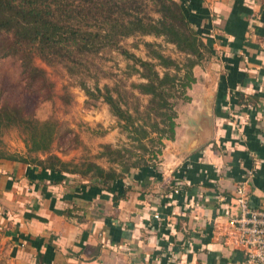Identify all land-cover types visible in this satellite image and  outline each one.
<instances>
[{
  "label": "crops",
  "instance_id": "crops-1",
  "mask_svg": "<svg viewBox=\"0 0 264 264\" xmlns=\"http://www.w3.org/2000/svg\"><path fill=\"white\" fill-rule=\"evenodd\" d=\"M175 1L211 54L174 106V138L109 187L0 160V264L242 260L213 229L239 215L238 183L264 204V0Z\"/></svg>",
  "mask_w": 264,
  "mask_h": 264
},
{
  "label": "trees",
  "instance_id": "trees-1",
  "mask_svg": "<svg viewBox=\"0 0 264 264\" xmlns=\"http://www.w3.org/2000/svg\"><path fill=\"white\" fill-rule=\"evenodd\" d=\"M136 34L163 37L175 46L183 59L164 54L157 47L160 44L155 42H145L150 50L149 59H141L120 46L122 39ZM106 47L120 50L137 65L135 71L145 78L137 86L149 96L140 120L120 104L107 85L102 91L95 87L130 134L131 147L104 146L103 154L119 165V170L112 165L105 168L94 161L83 163L85 168L81 170L69 168V162L51 153L44 158L28 159L6 155L0 149V160H16L70 175L80 173L90 182L107 187L131 168L155 165L164 139L174 138L176 102L189 99L185 91L195 82L193 66L211 54L183 7L175 0H0V58L17 57L22 73L27 76L42 72L33 63L35 57L48 64L64 62L66 68L72 70L70 62L75 63L84 54L97 53ZM84 88L88 95H95L88 87ZM2 112L5 119L0 120V129L12 125L8 119L10 112ZM51 140L52 125L42 122L34 124L27 144L31 150L47 153ZM124 195L125 190L118 197Z\"/></svg>",
  "mask_w": 264,
  "mask_h": 264
},
{
  "label": "rangeland",
  "instance_id": "rangeland-1",
  "mask_svg": "<svg viewBox=\"0 0 264 264\" xmlns=\"http://www.w3.org/2000/svg\"><path fill=\"white\" fill-rule=\"evenodd\" d=\"M146 41L159 43L157 47L172 58L183 59L175 46L161 36L136 34L122 39L119 44L141 59H149ZM33 63L42 72L27 76L22 73L17 57L0 58V120L5 119L2 112L5 110L10 112L8 119L12 122L0 129V149L6 155L28 159L44 158L51 153L69 162V168L80 170L88 161L105 168L112 165L119 170L120 166L103 154L104 146L131 147L130 134L122 127L124 122L111 113L95 87L102 91L107 85L120 104L141 120L149 96L137 86L145 81L135 71L137 65L134 66L120 50L109 47L84 54L75 63L70 62L72 70L66 68L64 62L48 64L37 57ZM84 86L95 95H88ZM42 122L52 125L47 153L31 150L27 144L34 124Z\"/></svg>",
  "mask_w": 264,
  "mask_h": 264
},
{
  "label": "built area",
  "instance_id": "built-area-1",
  "mask_svg": "<svg viewBox=\"0 0 264 264\" xmlns=\"http://www.w3.org/2000/svg\"><path fill=\"white\" fill-rule=\"evenodd\" d=\"M234 197L239 205V215L216 221L213 234L226 247L242 252V260L236 264H264V204L251 205L250 193L244 183L235 185Z\"/></svg>",
  "mask_w": 264,
  "mask_h": 264
}]
</instances>
